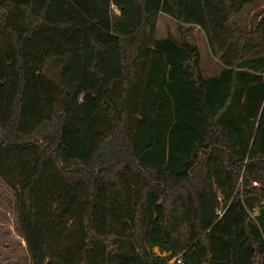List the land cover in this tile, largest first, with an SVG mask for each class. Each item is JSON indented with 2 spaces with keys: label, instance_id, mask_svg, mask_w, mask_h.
I'll use <instances>...</instances> for the list:
<instances>
[{
  "label": "trees",
  "instance_id": "16d2710c",
  "mask_svg": "<svg viewBox=\"0 0 264 264\" xmlns=\"http://www.w3.org/2000/svg\"><path fill=\"white\" fill-rule=\"evenodd\" d=\"M255 1L0 0V179L31 264H264Z\"/></svg>",
  "mask_w": 264,
  "mask_h": 264
},
{
  "label": "rangeland",
  "instance_id": "374dc122",
  "mask_svg": "<svg viewBox=\"0 0 264 264\" xmlns=\"http://www.w3.org/2000/svg\"><path fill=\"white\" fill-rule=\"evenodd\" d=\"M263 13L264 0H256L252 4L246 5L238 15L237 21L242 31V41L246 38L247 33L256 26ZM168 35L179 38L178 24L170 16L161 14L158 21L157 37L164 38ZM189 40L200 48L201 67L204 75L206 77L219 75L223 65L220 63L219 57H215L210 52L204 32L200 28L194 27ZM154 251L157 254L161 253L159 248H155ZM0 255L3 264H28L30 258L26 242L18 231L14 193L2 179H0Z\"/></svg>",
  "mask_w": 264,
  "mask_h": 264
},
{
  "label": "built area",
  "instance_id": "2783aa9c",
  "mask_svg": "<svg viewBox=\"0 0 264 264\" xmlns=\"http://www.w3.org/2000/svg\"><path fill=\"white\" fill-rule=\"evenodd\" d=\"M115 9H116V8H115ZM224 211H225V208H224L223 206H221V207H219V208L216 210V214L219 215V216H222L223 213H224ZM179 262H181V261L179 260Z\"/></svg>",
  "mask_w": 264,
  "mask_h": 264
},
{
  "label": "crops",
  "instance_id": "0c3cea01",
  "mask_svg": "<svg viewBox=\"0 0 264 264\" xmlns=\"http://www.w3.org/2000/svg\"><path fill=\"white\" fill-rule=\"evenodd\" d=\"M187 27H189V26H187ZM198 28H199V27H198ZM196 29H197V28H196ZM24 241H25V240H24ZM25 242H26V241H25ZM26 245H27V244H26ZM28 264H31V263H30V258H29Z\"/></svg>",
  "mask_w": 264,
  "mask_h": 264
}]
</instances>
